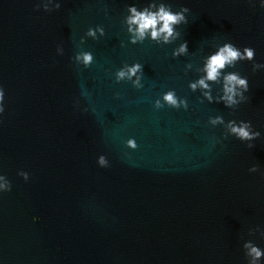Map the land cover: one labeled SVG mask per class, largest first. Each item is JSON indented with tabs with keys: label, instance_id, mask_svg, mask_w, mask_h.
Instances as JSON below:
<instances>
[{
	"label": "water",
	"instance_id": "obj_1",
	"mask_svg": "<svg viewBox=\"0 0 264 264\" xmlns=\"http://www.w3.org/2000/svg\"><path fill=\"white\" fill-rule=\"evenodd\" d=\"M0 92V264H264V0H0Z\"/></svg>",
	"mask_w": 264,
	"mask_h": 264
},
{
	"label": "clouds",
	"instance_id": "obj_2",
	"mask_svg": "<svg viewBox=\"0 0 264 264\" xmlns=\"http://www.w3.org/2000/svg\"><path fill=\"white\" fill-rule=\"evenodd\" d=\"M59 7H60V5H57V8H59ZM132 11L135 13V15L131 18L132 22L137 23L139 25L138 31H139L141 36H143L145 30L149 29V28H151L153 30L152 31L153 38L158 36L161 32L166 33L167 35H171L172 34V25L179 23L180 21L184 20L183 13L178 12V13L173 14V13L166 11L163 7L160 8L158 13H147V12L146 13H136L135 9H132ZM184 11H189V10H188V8L185 7ZM160 21H162V25L157 30L156 25ZM185 47H186V43L184 46L181 47V51H183ZM245 53H246L248 59H252V57H253V49L252 48L246 47ZM238 57H240V53L237 50H235L231 45H225V47L223 49H221V51L218 54H216L210 58V61H209L208 66H207L208 79L215 80L217 75H218V70L224 68L226 63H230V62L236 60ZM90 60H91V56L88 54H85L84 55L85 63H87ZM260 66L261 65L257 64L254 67H260ZM139 67H140V65H136L133 68H130L129 73L135 74V71ZM119 75L123 76L124 73L120 72ZM226 80H227V84H228V86L226 87V91L228 93H234V85H240L241 87L244 88L245 91L248 90L249 85H248L247 78L242 79V78H239L235 74H229L226 77ZM200 83L203 85L204 84L203 80H201ZM0 99H3V93L2 92H0ZM165 99L171 104H176V100L174 99V97L171 93L167 94L165 96ZM227 99L230 103H235L232 95H229L227 97ZM2 111H3V109H0V112H2ZM250 128H252L251 122L241 120L239 126H237L235 124L232 125L231 131L234 134H236V136L240 140L251 141V140L259 137L260 132L259 131H250L249 130ZM249 146H251V145H249ZM256 170L257 169L255 167L249 169V171H253V172ZM26 180H27V178H26ZM10 189H11V184L9 182L6 191H8ZM246 247H247V245H246ZM250 254L256 258H259L261 256V251L257 247L252 246V247H250Z\"/></svg>",
	"mask_w": 264,
	"mask_h": 264
}]
</instances>
